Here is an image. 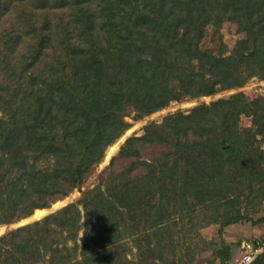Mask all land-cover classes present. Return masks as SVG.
Here are the masks:
<instances>
[{
  "label": "trees",
  "instance_id": "obj_1",
  "mask_svg": "<svg viewBox=\"0 0 264 264\" xmlns=\"http://www.w3.org/2000/svg\"><path fill=\"white\" fill-rule=\"evenodd\" d=\"M208 24L235 34L229 53L199 46ZM253 74L264 77V0H0V224L79 185L129 127L128 109L139 117L172 99L240 86ZM241 114L252 115L255 127H240ZM258 135L264 95L237 91L147 123L142 135L125 140L102 178H122L118 160L129 159L123 173L133 171L149 199L161 200L162 178L185 206L195 200L205 212L216 187L264 181ZM146 144L159 150L146 157ZM90 191L83 213L71 203L0 235V264H38L45 251L49 264H110L117 197ZM243 218L228 213L220 229ZM64 229L75 239L72 252L53 242Z\"/></svg>",
  "mask_w": 264,
  "mask_h": 264
},
{
  "label": "rangeland",
  "instance_id": "obj_2",
  "mask_svg": "<svg viewBox=\"0 0 264 264\" xmlns=\"http://www.w3.org/2000/svg\"><path fill=\"white\" fill-rule=\"evenodd\" d=\"M235 40V34L227 27L221 24H208L199 46L208 52L219 54L223 51L227 54L233 48ZM237 91L243 92L249 99L264 95V77L253 74L244 84L237 87L220 88L213 93L197 97L184 96L181 99H172L165 106L139 117L133 109H128L124 113V119L129 123V127L118 137L121 139L118 149L106 163L100 162L103 158L94 163L85 179L64 196L68 197L66 202L56 207H52L53 203L42 207L49 208V211L47 210L36 218L26 219L27 221L24 220L22 224H19L18 220L12 223H2L0 225L4 226L0 230V235L12 228L42 219L71 203H78L83 213L82 198L88 190H92L90 193L93 197H99L103 191H110L117 197L114 206L117 213L121 214L117 224V236H115L117 244L113 247L110 264H232L238 255L242 239L258 237L264 233V181L244 183L241 190L237 187L226 192H221L213 186L218 201L216 197L206 201L207 208L203 212V203L191 200L192 205L185 206L179 196H173L167 189L162 178H157L159 179L157 185L161 191L163 190L161 200L149 199L144 187H141V181L134 180L133 171L129 175L123 173L124 168L130 165L129 159L118 160L119 169L115 170V173L122 171V178L107 184L102 177H106L104 171L109 167L111 159L118 154L125 140L128 137L142 135L147 123L160 122L172 113L188 114L193 107L201 103L226 98ZM0 116L5 118L2 111H0ZM239 126L254 128L253 116L241 114ZM256 138L260 139L257 143L264 152V136L258 135ZM158 150L159 147L146 144L141 149V154L150 157ZM140 172H144L147 178L152 177L150 171L144 168L142 171L140 168ZM130 188L135 190L134 199L127 195ZM103 212L106 211L103 210ZM237 212L241 213L244 218L220 229V221L224 216ZM84 219L85 217L81 216L80 222ZM82 233L83 227H77L72 234H77L78 237ZM72 234L69 229H64L56 235L57 239L54 237L53 242L57 247L68 249L70 247L69 251L72 252L75 244ZM50 238L52 240L51 236ZM228 252L231 257L226 260L225 256ZM43 257L44 259H39L38 264H49L47 251ZM253 264H264V256L260 255Z\"/></svg>",
  "mask_w": 264,
  "mask_h": 264
},
{
  "label": "built area",
  "instance_id": "obj_3",
  "mask_svg": "<svg viewBox=\"0 0 264 264\" xmlns=\"http://www.w3.org/2000/svg\"><path fill=\"white\" fill-rule=\"evenodd\" d=\"M240 254L233 264H252V262L264 251V233L254 238H246L240 242Z\"/></svg>",
  "mask_w": 264,
  "mask_h": 264
},
{
  "label": "bare ground",
  "instance_id": "obj_4",
  "mask_svg": "<svg viewBox=\"0 0 264 264\" xmlns=\"http://www.w3.org/2000/svg\"><path fill=\"white\" fill-rule=\"evenodd\" d=\"M120 140L121 139L118 138L114 142H112L111 144L108 145V147L105 150L104 157L100 161L101 163H106L109 160V158L117 151ZM67 199H68V197L66 196V197L54 202L52 204V207H56L60 204H63L64 202H66ZM47 210L49 211V208L48 209L47 208H37V209H35V211L31 215V217H28L27 219L32 218V217L36 218V217L40 216L41 214H43L44 212H46ZM23 220H26V219H23ZM3 226L4 225H0V230L3 228Z\"/></svg>",
  "mask_w": 264,
  "mask_h": 264
},
{
  "label": "water",
  "instance_id": "obj_5",
  "mask_svg": "<svg viewBox=\"0 0 264 264\" xmlns=\"http://www.w3.org/2000/svg\"><path fill=\"white\" fill-rule=\"evenodd\" d=\"M28 217H31V215H29V216H27V217H24V219H27ZM21 220H22V219H21ZM21 220L18 221L19 224L24 223V222H23L24 220H22V221H21ZM26 221H27V220H26Z\"/></svg>",
  "mask_w": 264,
  "mask_h": 264
},
{
  "label": "crops",
  "instance_id": "obj_6",
  "mask_svg": "<svg viewBox=\"0 0 264 264\" xmlns=\"http://www.w3.org/2000/svg\"><path fill=\"white\" fill-rule=\"evenodd\" d=\"M243 240V239H242ZM241 242V241H240Z\"/></svg>",
  "mask_w": 264,
  "mask_h": 264
}]
</instances>
